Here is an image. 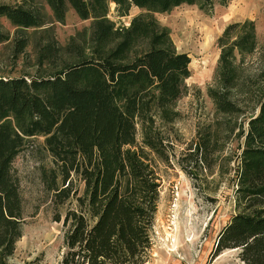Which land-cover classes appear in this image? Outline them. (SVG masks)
<instances>
[{
  "label": "trees",
  "instance_id": "16d2710c",
  "mask_svg": "<svg viewBox=\"0 0 264 264\" xmlns=\"http://www.w3.org/2000/svg\"><path fill=\"white\" fill-rule=\"evenodd\" d=\"M211 1L21 0L18 5L0 4V17L17 32L32 28L47 33L41 57L55 62L60 47L46 25L50 18L63 22L69 9L87 20L95 12L100 13L95 18L104 16L109 3L124 12L135 6L153 14ZM105 22L95 26L98 40L108 35ZM130 27L131 38L146 31L139 17ZM6 39L0 33V42ZM158 39L154 36L151 47L127 62L118 60L123 51L118 47L108 53L95 52L47 76L0 77V264H6L22 234V199L10 165L25 137L31 135L44 138L56 165L62 183L56 193L58 203L70 196L73 176L84 184L86 200L77 198L80 211L68 210L63 218L68 230L61 264H144L148 259L159 184L141 162L143 152L132 149L137 146L136 128L139 122L144 129L146 107L156 112L174 103L190 75L189 56L160 47ZM217 40L221 56L216 70L224 82L228 77L224 72L234 71L233 51L253 49L254 24L249 20L229 23ZM15 44L18 52L26 47L23 39ZM217 100L220 106L227 104L220 96ZM246 129L237 192L249 212L230 217L217 233L209 259L237 249L243 264H264V94ZM160 143L156 135H144L145 146L157 153Z\"/></svg>",
  "mask_w": 264,
  "mask_h": 264
},
{
  "label": "rangeland",
  "instance_id": "374dc122",
  "mask_svg": "<svg viewBox=\"0 0 264 264\" xmlns=\"http://www.w3.org/2000/svg\"><path fill=\"white\" fill-rule=\"evenodd\" d=\"M20 3L0 0V4ZM45 10L49 14L46 6ZM95 14L81 20L69 9L63 22L50 18L46 26L60 47L55 62L41 57L47 33L32 28L17 32L0 17V33L7 38L0 42V77L47 76L95 52L108 53L118 47L123 49L118 60L127 62L151 47L154 36L160 37V47L187 54L190 75L182 95L160 111L146 107L144 129L139 122L136 128L137 146L132 149L143 152L141 162L159 184L144 264H243L237 249L225 250L214 260L209 254L230 217L249 212L237 192V174L248 120L258 111L264 94V0L222 4L212 0L153 14L135 6L124 12L109 3L104 16L98 19L95 16L100 13ZM135 17L146 31L131 38L127 34ZM245 20L254 24V47L247 53L233 51L234 71L224 72L228 77L222 82L216 70L221 56L217 38L229 23ZM103 21L109 32L98 40L95 26ZM17 39L26 42L21 52ZM217 96L227 104L220 106ZM144 135L158 137L159 153L145 146ZM43 140L42 136L25 137L10 165L22 199V234L6 264H61L68 230L63 218L68 210L80 211L77 198L86 200L83 182L73 176L70 196L58 203L56 193L62 183Z\"/></svg>",
  "mask_w": 264,
  "mask_h": 264
},
{
  "label": "crops",
  "instance_id": "0c3cea01",
  "mask_svg": "<svg viewBox=\"0 0 264 264\" xmlns=\"http://www.w3.org/2000/svg\"><path fill=\"white\" fill-rule=\"evenodd\" d=\"M171 264H180L179 262L175 261V262H172Z\"/></svg>",
  "mask_w": 264,
  "mask_h": 264
}]
</instances>
